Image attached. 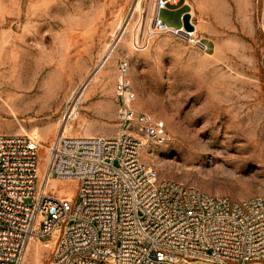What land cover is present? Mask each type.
<instances>
[{"label": "rangeland", "instance_id": "obj_1", "mask_svg": "<svg viewBox=\"0 0 264 264\" xmlns=\"http://www.w3.org/2000/svg\"><path fill=\"white\" fill-rule=\"evenodd\" d=\"M157 1L0 0V136L37 134L44 166L78 106L70 135L114 137L127 64L132 110L167 134L160 142L132 123L145 164L213 197L264 195V0ZM186 14L195 46L180 39ZM57 188L77 200L76 181ZM34 245L23 264H52L53 247Z\"/></svg>", "mask_w": 264, "mask_h": 264}, {"label": "built area", "instance_id": "obj_2", "mask_svg": "<svg viewBox=\"0 0 264 264\" xmlns=\"http://www.w3.org/2000/svg\"><path fill=\"white\" fill-rule=\"evenodd\" d=\"M185 36L198 42L196 31ZM120 70L114 137L70 135L68 111L41 166L37 134L0 136V264H23L42 242L52 244V264H264V195L234 202L162 179L143 162L132 123L160 142L165 128L132 110L128 65ZM54 180L76 181L77 200L58 196Z\"/></svg>", "mask_w": 264, "mask_h": 264}, {"label": "bare ground", "instance_id": "obj_3", "mask_svg": "<svg viewBox=\"0 0 264 264\" xmlns=\"http://www.w3.org/2000/svg\"><path fill=\"white\" fill-rule=\"evenodd\" d=\"M114 49V48H113ZM108 52V51H107ZM109 53H110V51H109ZM107 58V59H106ZM104 60H105V62L103 63V65L101 66V67H99L100 69H99V71L102 69V67L105 65V63L109 60V58H110V55L108 56V57H106ZM103 60V61H104ZM98 71V70H97ZM96 73V72H95ZM94 73V74H95ZM87 84V83H86ZM84 90V89H83ZM82 90V91H83ZM78 110H79V108H78V106H75V108H74V110L72 111V115H73V117L75 116V118H76V115L78 114ZM72 128V126L69 124V126L67 125V130L68 129H71ZM72 133V132H71ZM69 181V180H68ZM66 182V181H65ZM57 184H58V181H56V180H54V181H52V185L53 186H57ZM73 194H71V193H69V194H67L66 196H69V197H71ZM48 246H52V244L51 243H48L47 244ZM35 246V245H34ZM37 247V246H36ZM47 247V246H46ZM37 248H39V247H37ZM40 249V248H39ZM31 251H33L32 250V245H31V247H29V249H28V252H27V256H29L31 259L33 258V257H35V256H37V253H32ZM39 251V250H38Z\"/></svg>", "mask_w": 264, "mask_h": 264}, {"label": "water", "instance_id": "obj_4", "mask_svg": "<svg viewBox=\"0 0 264 264\" xmlns=\"http://www.w3.org/2000/svg\"><path fill=\"white\" fill-rule=\"evenodd\" d=\"M190 21H191V15L190 14H186L184 16V18H183L184 28L188 32H193L194 31V27L190 24Z\"/></svg>", "mask_w": 264, "mask_h": 264}]
</instances>
